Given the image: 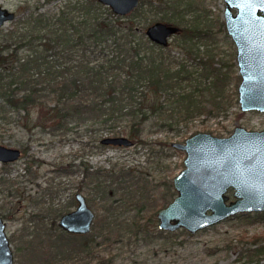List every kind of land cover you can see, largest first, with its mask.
Returning <instances> with one entry per match:
<instances>
[{
	"label": "trees",
	"instance_id": "trees-1",
	"mask_svg": "<svg viewBox=\"0 0 264 264\" xmlns=\"http://www.w3.org/2000/svg\"><path fill=\"white\" fill-rule=\"evenodd\" d=\"M28 1L6 28L0 27L1 137L35 131L52 136V142L84 125L95 135L91 138L94 142L100 141L96 133L102 129L144 143L141 133L150 120L173 130L197 116L204 102L211 105L209 113H218L238 101L235 92L225 93L235 73L234 56L214 52L210 44L200 50L198 41L209 38L211 30L199 27L195 19L183 26L176 42L181 54L173 56L168 46L157 45L145 35L151 22L142 9L139 11L142 0L125 15L97 0ZM51 1L56 3L46 7ZM147 2L152 5V0ZM218 29L225 30L223 21ZM216 56L218 64L213 65ZM25 169L29 171V165ZM84 171L88 175V166ZM99 174L96 171L95 176ZM129 174L106 172L103 181L97 182L102 203L97 226L79 235L61 230L60 236L69 239L70 247L61 243L58 261L84 257L93 264H111L115 255L110 252L106 257L105 246L112 239L118 241V236L129 234L136 242L150 237L166 242L191 235L184 229H157L153 210L127 200L132 183L124 186L129 192L126 197L115 198L118 187L109 189L110 185L130 182ZM50 225L59 229L55 223ZM248 252L250 260L243 264L264 253V246Z\"/></svg>",
	"mask_w": 264,
	"mask_h": 264
},
{
	"label": "rangeland",
	"instance_id": "rangeland-1",
	"mask_svg": "<svg viewBox=\"0 0 264 264\" xmlns=\"http://www.w3.org/2000/svg\"><path fill=\"white\" fill-rule=\"evenodd\" d=\"M147 1H141L139 11L142 9L140 12L148 16L149 22L160 20L183 28L195 19L199 27L211 30L209 38L198 41L200 50L205 49V44H210L214 52L231 54L235 58L233 40L226 30L218 29L219 22H224L223 0H152V5ZM24 2L0 0V5L19 14ZM33 2L36 0L28 1ZM53 3L56 1H51L46 7ZM8 25L9 21L2 27ZM180 38L175 35L169 42L173 56L181 51L176 46ZM216 59L218 56L213 65L218 64ZM234 61L235 73L225 93L235 92L237 98L240 75ZM189 63L196 61L190 60ZM210 107L204 102L197 116L173 130L153 125L155 119L150 120L141 133L145 142H133L127 146L94 142L91 138L95 135L85 130L84 125L79 127L78 132L68 133L65 139L54 138L52 142L49 140L52 136L35 131L28 134L16 132V137L0 136V144L21 150L17 160L8 164L0 162V215L5 221L14 253L13 264H93L92 260L86 262L84 257L58 261L61 243L67 249L70 247L69 239L62 238L61 229L52 228L50 223L57 226L60 215L75 207L73 196L79 190L95 212L93 225H96L102 203L95 185L103 181L106 172L118 174L121 170L129 171L132 176L130 182L125 180L122 185H110L109 189L117 186L114 197H126L129 192L124 191V186L132 183L128 191L133 198L130 195L127 200L133 206L144 204L153 210L158 225L156 213L176 196L172 179L184 168L185 152L172 147V142H183L199 131L228 136L236 126L248 130L264 129V112L241 111L238 101L218 113H209ZM96 135L102 138L111 134L98 129ZM18 139H23V142ZM32 156L35 161L31 160ZM27 165L29 171L25 169ZM86 166L88 175L84 171ZM96 171L100 172L98 176H95ZM108 180L107 177L103 184ZM131 213L133 215L134 210ZM250 213V216L235 214L191 235L178 237L176 241L169 239L164 242V238L150 237L136 242L131 234L130 237L129 234L118 236V241H108L104 255L109 257L110 252L115 255L111 264H243L250 260L249 249L264 246V212ZM251 259L250 264H264V253Z\"/></svg>",
	"mask_w": 264,
	"mask_h": 264
},
{
	"label": "water",
	"instance_id": "water-1",
	"mask_svg": "<svg viewBox=\"0 0 264 264\" xmlns=\"http://www.w3.org/2000/svg\"><path fill=\"white\" fill-rule=\"evenodd\" d=\"M97 1L118 15L139 4V0ZM223 1L224 25L236 47L240 110L264 112V0ZM14 17L13 10L0 5V27ZM179 31V26L157 20L146 26L145 35L166 47ZM100 143L127 146L133 141L125 135H109ZM171 146L185 152L184 168L172 179L176 196L156 213L159 229L195 233L238 213L264 212V129L236 126L228 136L199 131ZM20 155V148L0 144L1 163L15 161ZM74 197L76 207L61 214L57 224L68 233H88L95 213L81 192ZM13 262L5 221L0 216V264Z\"/></svg>",
	"mask_w": 264,
	"mask_h": 264
},
{
	"label": "flooded vegetation",
	"instance_id": "flooded-vegetation-1",
	"mask_svg": "<svg viewBox=\"0 0 264 264\" xmlns=\"http://www.w3.org/2000/svg\"><path fill=\"white\" fill-rule=\"evenodd\" d=\"M140 1V0H139ZM136 8V7H135ZM224 12V11H223ZM130 13V12H129ZM128 14V13H127ZM176 25V24H175ZM178 26V25H177ZM180 27V26H179ZM224 27H225V25H224ZM225 30H226V28H225ZM182 32V27H180V31L178 32V33H176V34H174V35H172L171 37H170V40H171V38L173 37V36H175V35H179L180 33ZM228 34V33H227ZM170 40H169V42H170ZM169 45V44H168ZM235 45V44H234ZM77 192H81V191H79V190H77L75 193H77ZM75 193H74V195H75ZM82 193V192H81ZM83 194V193H82ZM84 195V194H83ZM85 196V195H84ZM74 197V196H73ZM85 200H86V202H87V204L89 205V203H88V201H87V198H86V196H85ZM74 201H75V207H76V205H77V202H76V200H75V197H74ZM90 206V205H89ZM74 207V208H75ZM91 207V206H90ZM73 208V209H74ZM92 208V207H91ZM72 210V209H71ZM93 210V209H92ZM69 211V210H68ZM94 211V210H93ZM67 212V211H66ZM65 213V212H64ZM95 213V212H94ZM1 216V215H0ZM61 216V215H60ZM1 218L3 219V217L1 216ZM94 219H95V216H94ZM4 220V219H3ZM93 222H94V220H93ZM93 225V224H92ZM57 226H58V224H57ZM59 227V226H58ZM91 228H92V226H91ZM59 229H61L60 227H59ZM5 230H6V224H5ZM62 231H64L63 229H61ZM91 231V230H90ZM89 231V232H90ZM64 232H66V231H64ZM88 232V233H89ZM66 233H68V232H66ZM7 234V233H6ZM69 234H74V235H79V234H77V233H69ZM83 234H87V233H83ZM7 237H8V235H7ZM8 239H9V237H8ZM9 242H10V240H9ZM14 254V253H13Z\"/></svg>",
	"mask_w": 264,
	"mask_h": 264
}]
</instances>
